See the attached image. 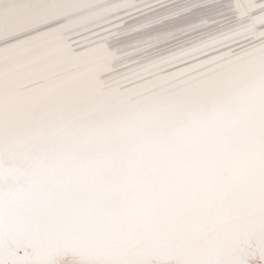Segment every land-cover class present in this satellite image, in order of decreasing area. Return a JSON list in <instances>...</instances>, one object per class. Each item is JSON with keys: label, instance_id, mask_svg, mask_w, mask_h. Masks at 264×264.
I'll return each mask as SVG.
<instances>
[{"label": "snow or ice", "instance_id": "1", "mask_svg": "<svg viewBox=\"0 0 264 264\" xmlns=\"http://www.w3.org/2000/svg\"><path fill=\"white\" fill-rule=\"evenodd\" d=\"M0 264H264V0H0Z\"/></svg>", "mask_w": 264, "mask_h": 264}]
</instances>
